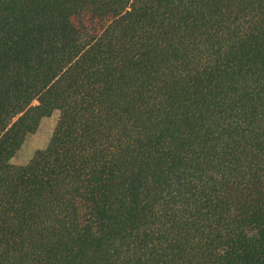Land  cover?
Here are the masks:
<instances>
[{
	"label": "trees",
	"instance_id": "1",
	"mask_svg": "<svg viewBox=\"0 0 264 264\" xmlns=\"http://www.w3.org/2000/svg\"><path fill=\"white\" fill-rule=\"evenodd\" d=\"M0 264H264V0H0Z\"/></svg>",
	"mask_w": 264,
	"mask_h": 264
},
{
	"label": "rangeland",
	"instance_id": "2",
	"mask_svg": "<svg viewBox=\"0 0 264 264\" xmlns=\"http://www.w3.org/2000/svg\"><path fill=\"white\" fill-rule=\"evenodd\" d=\"M58 118V110L54 111L50 116L43 118L37 131L28 135L21 149L12 158V162L17 165H25L32 159L36 151L47 147Z\"/></svg>",
	"mask_w": 264,
	"mask_h": 264
}]
</instances>
